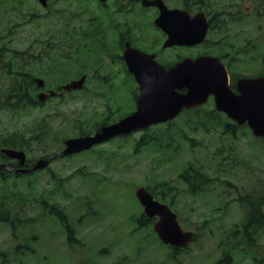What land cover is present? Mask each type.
Returning a JSON list of instances; mask_svg holds the SVG:
<instances>
[{"label":"rangeland","instance_id":"374dc122","mask_svg":"<svg viewBox=\"0 0 264 264\" xmlns=\"http://www.w3.org/2000/svg\"><path fill=\"white\" fill-rule=\"evenodd\" d=\"M183 1L168 3L182 6ZM202 9L216 24L209 44L161 50L159 43L151 51L158 60L173 65L179 56L207 52L221 56L233 84L241 77L263 76L264 0H204ZM101 23L110 28L109 18L99 14L94 2L48 0L43 7L38 0H0V50L6 63L0 73V133L20 130L30 136L36 131L43 136L30 139L31 147L24 150L28 160L59 154L66 139L83 130L93 134L98 124L116 122L135 110L137 84L115 56V34L100 28ZM139 38L150 46L160 34L147 32ZM84 74L83 91L17 110L1 105L24 79L45 81L44 89L32 82L27 87L37 100L41 91L56 90ZM213 105H204L198 116V110L184 112L171 126L158 125L150 131H164L158 145L139 152L133 146L143 131L56 159L28 177L10 175L5 186L0 183V209L10 206L17 236L0 221V264H216L227 250L229 232L248 219L244 199L264 197V137L256 138L246 126L235 135L225 133L206 117ZM190 166L210 180L196 195L180 177ZM139 187L169 205L197 240L175 254L160 242L153 222L141 227L136 221L144 212L135 196ZM43 201L66 211L77 245L68 244L60 220L44 210ZM257 243L256 252L264 255V223ZM233 254V264H253L251 254Z\"/></svg>","mask_w":264,"mask_h":264},{"label":"water","instance_id":"95a60500","mask_svg":"<svg viewBox=\"0 0 264 264\" xmlns=\"http://www.w3.org/2000/svg\"><path fill=\"white\" fill-rule=\"evenodd\" d=\"M40 1L47 4V0ZM155 4L161 10L156 24L168 35L164 47L196 46L205 41L210 24L203 13L191 17L186 11L169 10L161 2ZM125 60L129 71L140 85L136 111L116 123L103 126L93 135L66 140L65 148L59 155L39 159L34 166L21 168L17 172L30 174L46 168L56 157L80 153L117 136L167 122L176 118L183 109L205 104L210 96H214L218 111L225 112L238 125L247 123L256 137H264V76L240 79L237 82L239 93H236L229 85L226 66L216 56L186 58L169 69L160 65L155 60V55L136 49H128ZM2 61L0 56V69ZM36 82L39 87L45 85L42 79H36ZM85 82L86 76H82L61 88L66 91L81 90ZM181 89H186L185 93L180 92ZM55 95L53 91L41 93L39 101ZM0 152L18 161L21 167L27 162L24 151L2 148ZM0 170L11 168L0 163ZM136 196L143 205L145 214L149 218H158L154 230L163 243L175 248H185L193 241L195 233L181 227L177 214L167 204L155 200L144 187L138 188Z\"/></svg>","mask_w":264,"mask_h":264},{"label":"trees","instance_id":"16d2710c","mask_svg":"<svg viewBox=\"0 0 264 264\" xmlns=\"http://www.w3.org/2000/svg\"><path fill=\"white\" fill-rule=\"evenodd\" d=\"M216 24L213 23L211 30H214ZM209 43L206 42V45ZM202 54H208L207 52H202ZM221 57V56H220ZM181 59V56L179 57ZM264 62V58H263ZM5 67V66H4ZM20 74V73H19ZM31 81L27 82L24 79L21 83H17L13 85L10 93L2 100V107L5 108H13L20 109L23 107H33L38 105L37 100L33 96V91H27L28 88H32ZM137 96V94H136ZM201 108H196L193 110H189L188 112L197 111L195 114L198 116V112ZM219 112L216 109H212L209 113H207L206 117L211 122L216 123L217 126H221L223 131L229 135H235L236 131L239 129L235 123L229 122L227 118L225 120H220ZM173 122L170 123V126ZM109 124L107 122H102L98 124L96 129L102 125ZM202 125H207V123L203 122ZM36 126V125H35ZM216 126V127H217ZM39 127V126H36ZM37 128H34L36 130ZM151 129H146L143 131V134L140 136L138 140H136L133 150L134 152H139L144 149L145 146H156L160 141L159 133L164 132L160 130V132L150 133ZM170 131V130H169ZM36 131L30 136L17 130L16 132H11L8 134L0 133V148L7 147L19 150H28L30 145V139L41 140L43 136L40 134L35 135ZM45 134L47 131L44 130ZM168 132V130H166ZM87 133L83 130L80 132V135H86ZM30 137V138H29ZM160 137V138H159ZM47 156V155H46ZM9 159L0 153V162H7L9 165H13L9 163ZM32 162V161H31ZM195 172V173H194ZM197 172V173H196ZM11 174L6 170H0V183L5 186L7 182H9ZM201 175V176H200ZM15 179H19L22 177H28L23 175H15ZM203 176V177H202ZM183 182L186 183L187 189L189 193L196 195L199 192L203 191L209 184V178L206 177L205 173L202 170L194 168L190 166L185 169L180 175ZM193 177V178H191ZM197 177V178H196ZM198 181V182H197ZM203 181V182H201ZM248 203V219L244 224L240 227H234L227 236V250L224 252V255L221 260H219L216 264H233L234 262V254L238 252H243V254L248 257L251 254V260L253 264H264V255L259 254L256 250L260 247L257 243V232L263 227L264 223V213L262 211V206L264 205V197L259 196L256 198L244 199ZM43 208L50 216H54L58 218L63 226V229L66 234V240L70 246H75L79 243V239L76 236V232L72 224L70 223L69 217L66 211L58 205L49 204L48 201H43ZM15 218L12 216V212L10 210V206L5 207V209H0V221L9 224L12 229L13 236H17ZM138 224L141 227H147L152 224L153 220L148 219L144 214H142L138 219ZM195 238L194 241H196ZM23 249H20L18 252L21 255L23 253ZM179 251V250H176ZM5 255V253H2Z\"/></svg>","mask_w":264,"mask_h":264},{"label":"flooded vegetation","instance_id":"af4514ba","mask_svg":"<svg viewBox=\"0 0 264 264\" xmlns=\"http://www.w3.org/2000/svg\"><path fill=\"white\" fill-rule=\"evenodd\" d=\"M82 2L96 3L99 7V14L103 13L109 18L110 28H105V23H101L100 28L102 27L103 29V27L105 26L104 28L106 29V32H113L115 34V36L113 37V43L118 48V53L115 56H117V59H119V61H117L120 62L122 68L126 67V71L123 68L126 74L128 73V70L124 57L125 52L128 49H136L146 53L154 54L156 55V60L165 67H167L168 65L158 60L157 53L151 52L152 50H154V46H157L160 43L161 50L189 49V47L186 46L164 47V44L168 37L167 34L156 24V20L161 15V10L155 3L161 2L169 10L181 9L187 11L191 14V16H194L200 12H204L202 9L204 0H184L182 6L170 5L168 3V0H82ZM135 14H137L138 17L136 19H132V16ZM206 17L210 22V25H212V23H214L213 18H210V16H208L207 14ZM214 17L216 18V16ZM90 18L99 20L100 18H102V15L91 16ZM132 25L134 27H132ZM147 26H149L151 30L148 29ZM147 32L154 33L156 37L158 34H160V39L154 40V42L151 44L152 47L151 45L146 46V40L139 38L140 34L142 38L143 35L145 37ZM98 33L99 30L95 31L93 34ZM9 163L13 164V171L11 170L9 172L17 174V172L15 171L19 167L17 165V162L11 160Z\"/></svg>","mask_w":264,"mask_h":264},{"label":"bare ground","instance_id":"6f19581e","mask_svg":"<svg viewBox=\"0 0 264 264\" xmlns=\"http://www.w3.org/2000/svg\"><path fill=\"white\" fill-rule=\"evenodd\" d=\"M195 173V172H194ZM197 173V172H196ZM201 176V175H200ZM203 177V176H202ZM191 178H193V177H191ZM197 178V177H196ZM198 182V181H197ZM201 182H203V181H201ZM244 205V204H243Z\"/></svg>","mask_w":264,"mask_h":264}]
</instances>
